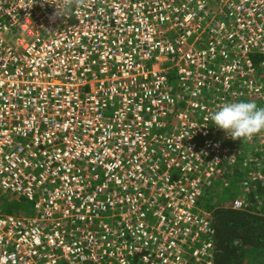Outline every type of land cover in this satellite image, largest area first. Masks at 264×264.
<instances>
[{"label":"built area","instance_id":"1","mask_svg":"<svg viewBox=\"0 0 264 264\" xmlns=\"http://www.w3.org/2000/svg\"><path fill=\"white\" fill-rule=\"evenodd\" d=\"M240 101L264 107V0H0V201L31 204L0 264H215L204 190L251 147L264 182V132L211 120Z\"/></svg>","mask_w":264,"mask_h":264},{"label":"trees","instance_id":"2","mask_svg":"<svg viewBox=\"0 0 264 264\" xmlns=\"http://www.w3.org/2000/svg\"><path fill=\"white\" fill-rule=\"evenodd\" d=\"M249 149L253 150L254 147ZM253 163L247 162L244 154L237 165L227 168L222 182L204 190L199 201L201 207L212 212L215 264H264V183H258L246 196L251 203L247 210L236 211L230 208L232 202L242 193L241 183L249 178L252 171H257ZM244 164L250 169L243 170ZM260 172L264 177V167L260 168ZM1 202L12 203L5 197ZM2 212L18 216L23 214V209L8 207Z\"/></svg>","mask_w":264,"mask_h":264},{"label":"clouds","instance_id":"3","mask_svg":"<svg viewBox=\"0 0 264 264\" xmlns=\"http://www.w3.org/2000/svg\"><path fill=\"white\" fill-rule=\"evenodd\" d=\"M211 120L216 128L225 132L232 140H251L257 134L264 132V107H258L254 102L227 103L213 112ZM242 183V193L238 198L248 202L246 196L249 192H244ZM248 203L251 207V203Z\"/></svg>","mask_w":264,"mask_h":264},{"label":"rangeland","instance_id":"4","mask_svg":"<svg viewBox=\"0 0 264 264\" xmlns=\"http://www.w3.org/2000/svg\"><path fill=\"white\" fill-rule=\"evenodd\" d=\"M253 150L251 149L248 153V155H252L253 156ZM254 157V156H253ZM243 170H246V169H250L249 167H247L245 164L243 165L242 167ZM240 191L242 192L241 188H240ZM232 193L236 194L234 191H232ZM240 197V195L238 196ZM236 197V199L238 198ZM227 198V197H226ZM230 198V197H228ZM10 208L12 209L13 207H20L22 208L23 210H28V212H30V208H31V204L30 203H27L26 201L22 200L20 202H17V201H12V203H7V204H3V202L0 203V211L2 212V210H5L7 208Z\"/></svg>","mask_w":264,"mask_h":264},{"label":"crops","instance_id":"5","mask_svg":"<svg viewBox=\"0 0 264 264\" xmlns=\"http://www.w3.org/2000/svg\"><path fill=\"white\" fill-rule=\"evenodd\" d=\"M251 149H246V152H245V154H247L248 155V153H249V151H250ZM249 156H252V155H249ZM261 175L263 176V174L261 173Z\"/></svg>","mask_w":264,"mask_h":264}]
</instances>
